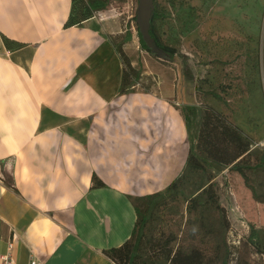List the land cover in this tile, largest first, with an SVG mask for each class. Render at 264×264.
Masks as SVG:
<instances>
[{
    "label": "crops",
    "instance_id": "crops-1",
    "mask_svg": "<svg viewBox=\"0 0 264 264\" xmlns=\"http://www.w3.org/2000/svg\"><path fill=\"white\" fill-rule=\"evenodd\" d=\"M71 11L0 0V254L11 240L14 264H115L105 253L131 239L134 200L166 191L189 155L170 90L121 92L114 65L101 84L85 72L106 37Z\"/></svg>",
    "mask_w": 264,
    "mask_h": 264
},
{
    "label": "rangeland",
    "instance_id": "rangeland-1",
    "mask_svg": "<svg viewBox=\"0 0 264 264\" xmlns=\"http://www.w3.org/2000/svg\"><path fill=\"white\" fill-rule=\"evenodd\" d=\"M137 9L138 0H109L89 18L106 41L85 72L101 84L104 65H114L122 92L128 68L121 49L135 62L125 91L156 83L171 91L201 169H184L174 186L139 203L135 236L110 259L165 264L168 240L215 264H264V0H157L156 34L176 54L154 50L149 77L138 62L146 55L136 35ZM236 164L245 178L230 170ZM209 186L197 211H189Z\"/></svg>",
    "mask_w": 264,
    "mask_h": 264
},
{
    "label": "trees",
    "instance_id": "trees-1",
    "mask_svg": "<svg viewBox=\"0 0 264 264\" xmlns=\"http://www.w3.org/2000/svg\"><path fill=\"white\" fill-rule=\"evenodd\" d=\"M152 1H153V4H156V2H157V0H152ZM108 3H109V0H72V11H71V14L69 17L70 25L79 26V25L83 24V22H85L86 20L91 18L92 15H94L95 13H98L100 11L105 10L108 6ZM160 18L161 17L159 15V13L157 12V10L153 9L148 34H149L150 38L152 39L153 44L155 45V47L159 51H161L164 55L173 56L176 54V50L172 47L164 45L160 41L159 37L156 34V23ZM136 35H137V40H138L139 47H140L141 51L149 54L151 57H154L153 53L151 52V50L147 47L146 43L144 42L143 37H142L137 25H136ZM118 54L121 57H123V63L128 68V69L124 70V73L122 75V80H121L122 81V87H123L122 92H124L126 89H128L132 85L130 78H129V74H128V71L132 70V66H131L129 59L127 57H124V53L121 49L118 50ZM138 79H139V75H136L134 81H136ZM188 167L191 168L192 170L201 169V166L199 164V160L196 157H194L193 155H191V145H190L189 155H188V159H187L185 169ZM230 170L237 172L238 174H240V176L245 178V174L243 172V167L241 165H239V164L233 165L230 168ZM182 173L180 174V176L182 175ZM180 176L175 179V181L172 183L171 186H174L176 184V182L179 181ZM101 185L102 184L96 178H94V186H101ZM224 186L228 187L226 179H225ZM211 191H212L211 186H209L207 189L203 190L202 193L196 197V199L191 201L189 211L192 210L193 212H196L198 207H199V199L203 195H207V194L211 193ZM156 195H158V194L143 197V198H138V199L134 200V206H135V210H136V223H135V227H134L131 238L133 236H135L139 216L141 215L140 210L138 208L139 203H142L145 200L152 199ZM200 218H201V214L199 215L198 219H200ZM169 243L170 242L168 240H164L162 242V244L164 246H166V250H167L165 252V255H164L165 264H215L214 260L205 257V255L199 251L188 249V248L185 249V248L181 247L180 245L176 244V242L173 243L172 246H170ZM116 251L117 250L108 251L105 253V255L108 258H111ZM262 255H264V254H262Z\"/></svg>",
    "mask_w": 264,
    "mask_h": 264
},
{
    "label": "water",
    "instance_id": "water-1",
    "mask_svg": "<svg viewBox=\"0 0 264 264\" xmlns=\"http://www.w3.org/2000/svg\"><path fill=\"white\" fill-rule=\"evenodd\" d=\"M153 11V1L152 0H138V9L136 12V23L139 31L143 37L144 42L147 47L153 53L154 50H158L153 44L152 39L150 38L148 31L150 28V20L152 17Z\"/></svg>",
    "mask_w": 264,
    "mask_h": 264
},
{
    "label": "built area",
    "instance_id": "built-area-1",
    "mask_svg": "<svg viewBox=\"0 0 264 264\" xmlns=\"http://www.w3.org/2000/svg\"><path fill=\"white\" fill-rule=\"evenodd\" d=\"M13 249L12 241L7 243V251L5 254H0V264H14L11 257V252ZM29 264H36L35 260H31Z\"/></svg>",
    "mask_w": 264,
    "mask_h": 264
}]
</instances>
